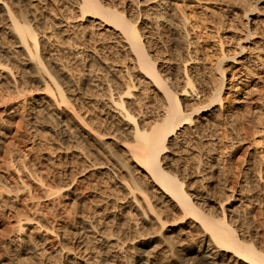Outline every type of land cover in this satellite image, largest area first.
<instances>
[{
	"label": "rangeland",
	"instance_id": "1",
	"mask_svg": "<svg viewBox=\"0 0 264 264\" xmlns=\"http://www.w3.org/2000/svg\"><path fill=\"white\" fill-rule=\"evenodd\" d=\"M102 1L110 6L114 3L116 5L114 6L117 8L122 6H126V8L129 7L127 9L126 18L132 25H136L139 35L142 37V40H144L146 52L150 58L152 57L151 60L156 62V66L163 67L164 69H162L166 72L169 71V73H167L171 75L169 76L171 77V85H175V87L182 86V84L179 86L177 83L181 81H179V79H182L184 75L187 76V78L189 77L192 83L189 88L193 89V92H204V94H202L204 96L200 98V100H203H199L198 102L206 104V101H209L210 95L213 93V84H215L214 82L217 81L218 77L217 62L222 59V57L232 58L233 56L236 58L237 63L230 58V60L228 62L226 61L222 66L226 71V83L222 95L223 104L226 106L228 103L232 102L233 113L235 112L234 115H236V117H233L232 122L224 115H220L216 118L218 122H214L210 119L208 124H204V126L201 127L198 138L196 137L197 135H188V137L186 134L185 138L178 136L177 140H179V142L176 141L178 143H173L169 146L170 151L164 155L165 161L163 163H165L164 168H166L169 173L176 176L179 180H181V178L186 180V190L193 194V196L195 195L194 197L196 198H193V200L197 203L198 207L200 206V210L204 211L209 217L220 220L222 217V208L226 217L225 222L228 226L233 228L238 239L245 245H253L257 251L264 255V0H206L204 2L190 0V2L180 3L177 8V13L183 14L188 24L186 37L189 39V42L186 44L188 46L185 45L187 49L182 43L175 42L173 31L176 25L174 21L168 18L169 9L165 4L159 6L156 15V13L149 12L147 8L152 0H109L108 3L107 0ZM144 1L147 3H144ZM159 1L161 0H153L152 2ZM0 3L1 5H5L7 10H9L21 24H29L34 30V33L45 38V42L40 43L39 57L44 64V68L48 72H50L51 69L50 75L53 76L56 73L54 72L56 67H58L60 69L62 68L63 71L65 70L64 72L68 74L69 81L71 80V85L67 86L62 85L64 83L60 81V87H62V90L64 89L63 91H66L64 92L66 98L70 99H68L70 104L67 107L69 113L67 112L66 115L65 113L62 114L61 111L59 112V110L55 108L56 103L57 106H62L58 103L56 94H54L55 92L51 94L53 95L51 96L53 100H49V104L47 103L48 99L40 101L41 96H43L44 87L32 80H28L26 77L27 74H25V76L23 75L24 73L20 70L21 67L19 66L20 64H25L26 56L24 53L20 52V49H17V45L14 42H10L11 40L4 34L3 30L6 21H4L5 17L1 16L0 47L13 54L12 58L15 62H10L9 64L8 61L2 58L1 61L5 66H10L11 69L8 68L9 71H11L14 76L16 74L15 77L18 81L21 80L19 89L20 91L23 90L24 94L16 96L12 94L10 89L7 91L8 89L4 88L7 86L6 83H8V81L6 83L4 81V73L2 78L0 77V83L2 84H0V93L3 92V95H1L2 93L0 94V96H3L0 99V116L2 115L5 117L6 114L12 115L15 122L13 127H16L15 125H17V122L22 121L23 123L21 122L20 124L22 132L21 140L25 141L27 144L35 145L36 148L38 145L39 149L41 147L40 150L38 148V150L36 149V153L38 151L40 152L32 155V157L34 156L33 158L30 157V160L32 159V162H34L32 163L29 161V166L26 165V170L29 168L27 172L33 170L30 172V175H32L34 179L39 175L37 179H40L42 176L46 179L53 170L51 173L56 171L55 174L58 173L59 177H61L60 181L73 180L74 184L71 188L76 189L79 193H76L78 199L75 204L70 203L68 206L62 204L63 207L61 206L60 208H58L59 206H55L57 209L48 205V210H46L52 221L50 223L53 224L55 228H59H57V231L53 234L54 238L57 237L58 241L65 243L64 245L68 248L72 247V251L70 248H66V250H69V254L67 253L69 256L66 255L65 260L57 261L58 259L53 257L45 260L41 259L40 256H24V253L20 256V260L19 257L15 259L14 256L15 254L17 255L18 252L16 253L14 251L20 249L18 246L16 247V245V248L14 247V244L10 241L11 239L9 240L11 234L8 233V236H4L5 239L3 237L0 241V263L209 264L203 255L205 241L202 243L203 238L201 234L195 231L197 228L195 227L192 217L183 216L182 213L178 211L175 212L176 210L171 208V206H169L168 210H163L165 206L159 198L161 197L160 190L158 191V189L154 187L150 179L147 181H143L144 179H142V183L140 182V184L144 192H147L146 195L148 198L152 199V204L155 205L163 215L157 218L156 216L153 217L144 207L141 211V208L138 210L140 207L138 203L140 202L143 204L141 200L142 194L136 191L137 204L135 202L133 203V199L131 198L132 184H129L131 182L128 180L127 174L124 173L128 172L122 170L120 166L121 163L119 162V159L123 155L121 154L122 150L120 146L117 145L119 144L118 140L126 139L122 131L123 128L116 125L119 127V130L122 129L120 132L117 130V133L119 132L121 134L123 132L121 136L117 135V127L114 126L115 121L113 122L110 116L108 117L109 119L107 118L110 122L108 120L105 121V117L103 118L99 115L101 107L97 106L95 100L100 98L102 94V96L106 98V93H108L102 90L103 84L112 88L110 91L113 96H116L124 93V86H128L130 80L134 82V84H137V88L140 81V91L145 94L148 91L146 96L147 100H150H148L149 102L145 100L146 102L143 103L144 105L146 103V105L149 103L151 104H149L151 107H145H149L148 109L153 111L156 105H158V94L154 93L155 91H152L153 88L149 85L147 86V83H144L146 80L140 77V79L138 78L136 74L138 71L133 65V57H131L132 55L128 52L127 48L124 47V42L106 31V29H108L107 27L104 29L96 27L90 29L88 18H85L81 22L80 18L76 19L78 15L75 10H72L69 0H0ZM130 3H133V5ZM240 4L245 6L244 13L242 12L243 8L242 10H237L236 8L237 6H241ZM32 14H35V19L32 18ZM166 18L168 21H166ZM248 20L250 21L249 24L247 23ZM82 26H85L87 29ZM250 32L253 36H248ZM242 38H244L243 41L245 42H241V44L246 47V50L244 55L239 58L236 53H239L238 41ZM243 59L245 61L244 65L241 64ZM6 62L8 64H6ZM124 69H127V71H124ZM135 71L137 72L135 73ZM127 72L128 74H125ZM90 73L92 74L90 75ZM56 75L57 74L53 77L56 78ZM125 75L127 78H125ZM22 77L23 79H19ZM25 77L27 79H25ZM130 77H134L137 81L135 82V79H131ZM92 79H94L93 84L91 82ZM175 80H178V82ZM241 82L243 84L245 82V84L243 85ZM3 83L5 86H3ZM142 83L146 86L145 89H149H143L145 86H141ZM233 85L237 86L232 87ZM72 86H74V88ZM1 87L6 89V91ZM98 87H101V89H98ZM109 87H107V90H109ZM178 87L175 89L178 90ZM237 87H239V90ZM7 88H10V84ZM50 88L52 92L55 90L53 86ZM100 90L102 92H100ZM132 91H134L133 93L135 95L138 94L137 90ZM149 91H152V94L149 93ZM95 96L98 97L95 98ZM150 96L154 97L151 98ZM103 97L101 98L103 99ZM37 101V104H40L39 106L41 107L36 104ZM23 102H25V104ZM202 103H199V106L204 105ZM23 104L27 108L24 107ZM93 105H95V108ZM42 107H44L43 111L41 110ZM46 108L53 110L51 112L49 110L51 114L48 112V116L46 115L48 114L46 113L48 111V109L45 110ZM214 109L215 108H212L211 112H213ZM31 110L34 112H41H39V114L31 112ZM36 114H39V116H37L40 118L35 117ZM102 115L105 116L103 113ZM52 116L53 118H50ZM101 117L103 119H101ZM74 118L83 121L87 125V129H91L92 131L94 129L95 131L93 132L98 135L99 133H101L100 135H103V133L107 136L109 135V137H106L107 139H105V137V140L102 139L105 143H108L106 145H108V148L110 147L109 149L113 151V147L115 151L108 153L110 151L106 148L107 153L102 154V152L94 146L95 144L91 142L90 138H88V142L82 139L79 134L74 131L73 125L71 124V120H74ZM33 119H36L35 121L39 122V124L36 122L34 123ZM37 119L39 121H37ZM96 119L100 122L102 121V124L104 120V125L101 127L102 124ZM29 122L33 123L30 124ZM111 122H113V124ZM97 123L98 125H96ZM105 124L109 125L107 126ZM70 127L72 128L70 129ZM108 129H112L113 131H109ZM67 136L68 138H66ZM114 137L118 140L114 139ZM193 137H196V139ZM67 139L70 142H68ZM187 139L189 141H187ZM78 144H80V147L83 146L82 149L84 151L81 148L79 149L77 146ZM40 145L44 146L42 147ZM70 146L73 147V149L70 148ZM75 146L78 148L75 149ZM79 150H81V152ZM112 153H115L114 155L117 156V158L120 156V158L115 161L117 158L113 159L114 155ZM10 156L12 161L9 168L11 167V169H14L18 166L17 164L20 163V165H22V162L19 161L22 159H18L16 156L15 158L13 154H10ZM123 158L124 157L121 159ZM126 159L125 157L122 162H126V165L128 164L127 166H130L131 171L135 170L134 166L132 167L133 163L128 159L125 161ZM18 161L20 163H18ZM39 162L42 164L40 165ZM43 164L46 165L44 166L45 171L51 167V171L48 170V174L44 173ZM93 165L96 166L93 167ZM2 169L0 168V175L6 174V170L4 171V169ZM122 173H124V178L121 176ZM132 173L135 174V176L137 175L136 178H143L144 175L140 170L132 171ZM50 178L45 180L42 177V181L45 180V184L44 182L43 184L45 186L46 184H51L49 187L52 188L48 189L55 191L57 189V187H55L57 184H54L55 182L52 183V179ZM125 178L129 183L127 182L126 184ZM26 205L27 211L25 210L26 213L24 212L22 218L24 217V219L36 222L34 220L35 218L38 219L41 215L40 211L35 206H32L31 202H27ZM143 209L148 212L147 217L146 214L144 217V213L147 212ZM37 210L39 213H37ZM1 211L0 203V218H2L0 222V235L3 236L4 228L5 230L8 228V219L2 216L3 214ZM25 216L27 218H25ZM48 216L47 218L49 219ZM151 219L153 220L151 221ZM46 238L43 229L42 232L35 231V233L33 232L30 236L31 243H33V247H35L37 251L41 250V248L46 245L44 243ZM2 249H6V251ZM231 255L232 254H228V256L224 258V260L219 261L218 264H242V261ZM36 258L39 260L36 261Z\"/></svg>",
	"mask_w": 264,
	"mask_h": 264
},
{
	"label": "bare ground",
	"instance_id": "2",
	"mask_svg": "<svg viewBox=\"0 0 264 264\" xmlns=\"http://www.w3.org/2000/svg\"><path fill=\"white\" fill-rule=\"evenodd\" d=\"M69 1H70V6L72 7V10H75L77 15H78L76 17V19L77 18L81 19L80 22L83 21L85 18H88L89 19L88 25H89L90 29L91 28L93 29L95 27L100 28V29L101 28L104 29L107 27L108 29H106V31H108L110 34L114 35L120 41L124 42L125 46L124 45L123 46L127 48L128 52L132 55L131 57H133V61H134L133 65H134V68L137 69V71H138V72L135 71V73L137 72L136 74L138 75V78L140 77V78L146 80L145 82L144 81L143 82L145 84L147 83L146 84L147 86L149 85L151 88H153V90L152 89L151 90L155 91L154 93L158 94V96H159L158 105H156L155 110L152 111V110L148 109L149 107H151V106H149L150 103L148 105H146L147 103L145 105L143 103V102H146L145 100H147L146 94L148 91L146 92V94L143 93L142 91H140V89H141V88H139L140 81L138 84V88H139L138 89L136 86L137 84L136 83L134 84V82H131V80H130L129 85L124 86V88H125L123 91L124 93L120 94V92H119L120 95H116V96L114 95L113 96L112 92L110 91V90H112V88L103 84L102 90L108 92V93L105 92L106 98H105V96L104 97L102 96L103 94L100 95L101 97H103V99L99 96V94H98V96L101 99L98 98L95 100L93 98L95 100V103H97V106L101 107V110H99V111H101L103 114H105V116H103L102 113L100 112L99 115H101L103 118L105 117L104 118L105 121L108 120L109 119L108 117L110 116V118L113 120V122L114 121L116 122V124L114 122L115 127H117L116 125H119V126H121V128H123V130L122 129L119 130V127H117L118 129L116 128V133H117V130H119V132L122 130L124 132V136L126 137V139L118 140L117 138H115L116 135L114 137V139L119 141V144H117V143L116 144L119 145L121 150H122L121 154L123 155L122 157H124L123 159H125V157H126L130 162L133 163L132 167L134 166L136 171L140 170L142 173H144L143 178H141V177L136 178L137 175L135 176V174L132 173V171L134 172L135 170L131 171L130 166L128 167L127 166L128 164L126 165V162L125 163L122 162V161H124L123 159H121L122 157L121 158H120V156L118 157V158H120L119 162L121 164L119 162L118 163L122 167L123 171L125 170L128 172V173H126V172H124V173L127 174L126 176L129 178L128 180L131 183H129L126 178H125L126 181L125 180L124 181L126 182V184H127V182L130 185L132 184V188H131L132 197L131 198L133 199L132 200L133 203L135 202L137 204V200H136L137 197L135 195V192L139 191L142 194V197H141L142 199L141 198L140 199L142 200L143 204H141L140 202H139L140 204L138 203V206H140L138 208V210L141 208L140 209V211H141L142 208L144 207L145 209H147L150 212V214L153 217L156 216L157 218H159V216L163 215L157 209V207L152 204V202H151L152 199L148 198V196L146 195L147 192L146 191H145L146 193L144 192V190L140 184V182L142 183V179H144L143 181H147L150 179V181L154 184V187H156L158 189V191L160 190L161 197H159V198L162 200V203L165 206V209L163 208V210L166 211V210H168L169 206H171V208H174V210H176L175 212L178 211V212L182 213L183 216L186 215V216L192 217V220L195 223V227L197 228V230H195V231H198L201 234V236L203 238L202 243H203V241H205V244H204L205 246L203 248V255H204V258L207 260V263L218 264V262L224 260V258H226L228 256V254H232L231 256L242 261V264H264V255L262 253H260L259 251H257L253 245L243 244L238 239L233 228H231L230 226L227 225V223L225 222L226 217H225L223 209L221 208V210H222L221 216L222 217L220 220H215L212 217H209L208 215H206V213H204V211L200 210V208H199L200 206L198 207L197 203L193 200V198H196V197H194L195 195L193 196V194L189 193L188 190H186L187 189V186H185L186 180L182 179V178H181V180H179L176 176L169 173L166 170V168H164L165 163H163L165 161L164 155L170 151L169 146L172 145L173 143L179 142V140H177L178 136L185 138L186 137L185 135L187 134V136L188 135L189 136L190 135H195V136L197 135L196 137L198 138L200 135L199 132H200L201 127L204 126V124H208L209 123L208 121L210 119L213 120L214 122H218L216 118L220 115H224L227 119L230 120V122H232L233 117L234 116L236 117V115H234L235 112L233 113V106H232L233 103L232 102L228 103L225 106L223 104V98H222V95H223L224 89H225V83H226V81H225L226 71L224 68H222V66L226 61L228 62L231 57L230 58L222 57V59H220L216 64L217 65V71H218V73H217L218 77H217V81L214 82L215 84H213L214 85L213 93H212V95H210L211 97L209 96L210 97V99L208 98L209 101L208 100L206 101L208 104L206 102H205L206 104H204L202 102H198L200 100V98H202L204 96V95H202V94H204V92H202V93H201V91L200 92H193V89L189 88V86L192 84L191 81L189 80V77L187 78V76H185V75L183 77L181 76L182 79L180 78L179 81L180 80L181 81L177 84L179 86H180V84H182L183 87L182 86H180V87L176 86L175 87V85L174 86L171 85V82H170L171 77H169L171 75L168 74L169 71H167L168 72L167 73L165 70H163L164 69L163 67L156 66V64H155L156 62H154V60L153 61L151 60L152 57L150 58V56L147 54L146 48L144 45V40H142V37L139 35V32H138L136 25H132V23H130L128 21V19L126 18L127 9L129 7L126 8V6L123 7L121 5L122 7L117 8V7H115L116 5L114 3L112 6H110L109 4L107 5L106 3H103L102 0H69ZM108 1L109 0H107V3H108ZM188 1L190 2V0H161L159 2H154V3L150 2V4L148 3L149 5L147 7L148 11L152 12L154 14L156 13V11L158 12V8L160 5L165 4L168 7V9H169L168 18L170 20L174 21V23L176 25V28L173 31V36L175 38V42H178V43L180 42V44L182 43L183 46H185L189 42V39L186 37V30L188 29V24L186 22L187 19L185 18V16H183V14L181 15V14L177 13V8L179 7L180 3L183 4V3H186ZM198 1L204 2L206 0H198ZM144 3H147V2L144 1ZM130 4L133 5V3H130ZM240 5L241 6H237V7L235 6V7L237 8V10L238 9L242 10V8H243L242 12L244 13L245 6L242 4H240ZM251 12H253V11H251ZM156 15H157V13H156ZM1 16H4L5 17L4 21H6V23L4 25L5 28L3 30L4 34L6 35L7 38H9L11 40L10 42H14L17 45V49H20V52L24 53L26 56V59H25L26 61L24 60L25 64H23V65L20 64V66H19V67H21V69L20 68L19 69L22 70L24 74L22 72L21 73L24 76H25V74H27L26 77L28 78V80H32L35 83H38L42 87H44L43 88V94H42L43 96H41L40 101H43L44 99L45 100L48 99L47 103L49 104V100L50 101L53 100L51 98V96H53V95H51V94L55 92L54 94H56L58 103L60 105H62L61 107H59V106H57V103H56L55 108H57L59 110V112L61 111L62 114L65 113V115H66L67 112L69 113V111L67 110V107L70 104V101H69L70 99L68 98L69 99L68 100L66 98V95L64 93L66 91H63L64 89L62 90V87H60V85H61L60 81L62 83H64L62 85L67 86V85H71L70 84L71 80L69 81L68 74H66L64 72L65 70L63 71L62 68L60 69V68L56 67V69L54 71V72H56L55 74H57L56 78H54L55 74L53 75L54 77L50 75L51 69H50V72H48L44 68V64H43L41 58L39 57V47H40L41 42H45V40H44L45 38L40 37L39 35L34 33V30L30 27L29 24H28L29 26L27 24H25V25L21 24L11 14V12L9 10H7L6 6L1 5V3H0V17ZM165 17H167V16H165ZM32 18L33 19L36 18L35 14L32 16ZM149 18H151V17H149ZM158 18H159V16H158ZM166 21H168V19ZM77 22H79V21H77ZM155 22H156V20H155ZM247 23L249 24L250 21L248 20ZM82 27H85V26H82ZM85 28H83V29H85ZM150 28H152V27H150ZM88 32H89V30H88ZM248 36H253V35H251V32H250L248 34ZM243 39L244 38L239 39V41H238L239 42V44H238V49H239L238 52L239 53H236V54L238 55L239 58L244 55L245 50H246L245 49L246 47L241 44V42H245V41H243ZM186 46H188V45H186ZM186 49H187V47H186ZM49 52H51V51H49ZM128 52H126V53H128ZM240 54H242V55H240ZM12 57H13V54L7 52L2 47H0V68H1L0 69L1 70L0 77L2 78V75L5 73L6 78L4 75V81H5V83L8 81V83H6L7 86L4 88L8 89L7 91H9V89H10V91H12L13 95L15 94L16 96H19L20 94H24L23 93L24 91L23 90L20 91V89H19L20 88L19 83L21 82V80L18 81V79L15 77L16 74L14 76V74L11 73V71H9L8 68H10V66H8V65L5 66L4 63H2V61H1V58H2L4 60L8 61L9 64H10V62L13 63V62H15V60ZM231 60L236 62V58L233 56H232ZM186 62H187V60H186ZM244 62L245 61L243 59L241 61V64L244 65ZM6 64H8V63L6 62ZM127 69L126 70L124 69V71H127ZM247 69H245V70H247ZM133 71H134V69H133ZM242 71H243V69H242ZM128 72L125 74H128ZM248 73H250V72H248ZM91 74L92 73H90V75ZM129 75H130V73H129ZM26 77H25V79H27ZM125 78H127L126 75H125ZM130 78L135 79L134 77H130ZM19 79H23V77L19 78ZM86 79H87V77H86ZM58 80H59V82H58ZM93 80L94 79H92V81H91L92 84H93ZM243 80H244V78H243ZM23 81H25V80H23ZM136 81L137 80L135 79V82ZM175 81L178 82V80H175ZM240 81H242V80H240ZM9 84H10V88H7ZM87 84H88V82H87ZM244 84H245V82H244ZM237 85H233L232 87H236ZM3 86H5V84ZM52 86L55 88V90H53V92H52V89L50 88ZM141 86H145V85H143V83H142ZM172 86H173V88H172ZM72 87L74 88V86H72ZM107 87H109V90H107L108 89ZM174 87L175 88L178 87V90L175 89ZM1 88L3 89V87H1ZM145 88H146V86L143 89H145ZM6 89H3V90L6 91ZM95 89H97V88H95ZM98 89H101V87L100 88L98 87ZM121 89H122V87H121ZM148 89H145V90H148ZM237 89L239 90V87H237ZM132 90H137L138 94L135 95L133 93L134 91H132ZM100 92H102V91L100 90ZM121 92H122V90H121ZM151 92L149 91V93H151ZM1 93L0 94L3 95V92H1ZM9 93H11V92H9ZM233 93H235V92H233ZM231 95H232V92H231ZM98 96H95V98H97ZM154 96H152V97H154ZM2 97L3 96H0V99ZM148 97H149V95H148ZM155 99H156V96H155ZM201 100H203V99H201ZM232 100H234V99H232ZM23 103L25 104V102H23ZM37 103H38V101L36 102V104ZM199 103H202L204 105L199 106ZM154 105H153V107H154ZM45 106H47V105H45ZM94 106L95 105H93V107ZM145 106L146 107L149 106V107L146 108ZM17 107H19V106H17ZM24 107H26V106L24 105ZM39 107H41V106H39ZM39 107H37V108H39ZM53 107H54V105H53ZM32 108H34V107H32ZM212 108H215L213 112H211ZM21 109H22V107H21ZM43 109H44V107L41 108L42 111H43ZM47 109L48 108H46L45 110H47ZM36 110H38V109H36ZM45 110H44V114H45ZM49 110L50 109H48V111L46 113H48ZM51 111H53V110L51 109L50 112ZM31 112H34V111L31 110ZM39 112H41V111H39ZM39 112H34V113H39ZM49 113L46 115L48 116ZM39 114H36L35 117H38ZM58 115H59V113H58ZM102 117H101V119H103ZM38 118H40V117H38ZM42 118H43V116H42ZM50 118H53V116ZM35 120H34V123L36 122ZM96 120H98V119H96ZM104 120H103V124H102V121L100 122L98 120L102 124L101 127L104 125V122H105ZM229 120H228V122H229ZM17 121H19V120H17ZM37 121H39V120L37 119ZM71 121H72L71 124L73 125L74 131H76L82 139H84L88 142V140H89L88 138H90L91 142L93 144H95L94 146L97 147L98 150L102 152V154L107 153L106 148H108V145H106V144H108V143H105L104 140L107 139L106 137H109V135L107 136L104 133H103V135H100L101 133H99V135H98L97 133H94L93 132V131H95L94 129H93V131L91 129H87L86 128L87 125L83 121H81V120L79 121V119H77V118H74V120H71ZM13 122H14V118L10 114H6L5 117H3L2 115L0 116V168L1 169L3 168L4 171L6 170V174L0 175V191H2V192H0V199H1L0 203H1V209H2L1 212L3 214L2 216L6 217L8 219V226H7L8 228L6 230L4 228V233H3L4 235L3 234H2L3 236L0 235L1 236L0 241L3 239L4 236L5 237L8 236L7 235L8 233L11 234V238L8 237L9 240L11 239L10 241L14 244V247L16 245V247L18 246V248L20 249L18 251H14L16 253L18 252L17 255L15 254L16 257L14 256L15 259L19 257V260H20V256L24 253V256L25 255H29L30 257H35V256L39 257L40 256L41 259H45V260L46 259L48 260V258L50 259V257L58 259L57 261L65 260L66 255L69 254V252H68L69 250H66V248L69 249L70 247L68 248L66 245H64L65 243L58 241L57 237L54 238L53 234H55V232L57 231L56 229L58 227L55 228L53 226V224L50 223L52 221H51V218L48 216L46 210H48L47 209L48 205H51L53 207L59 206L58 208H60L61 206L63 207L64 204L67 206L70 205V203L75 204V202L78 199L77 195H76V193H78V191L74 188H71L72 185L74 184L73 180L72 181L71 180L70 181H68V180L67 181L66 180L60 181L61 177H59L58 173L57 174H58L59 178L57 177V174H55L56 171L54 173H51L53 171V170L52 171L50 170L51 167H50V169H48L49 171H51L50 176L48 175L46 177V179L44 178V176H42V175L41 176L45 180H47V178L51 177L50 179H52L51 180L52 183L55 182L54 184H57L56 186L54 185L55 187H57V189L55 188L56 189L55 191L48 189V188H52V187H49L51 185L50 183H49L50 185H47V184H46V186L44 185L45 180L42 181L43 180L42 177H40L41 180L37 179V177L39 178L40 175L34 179L33 176L30 175L31 174L30 172H32L33 170H31L30 172H27V170H29V168L26 170V165L29 166L28 165L29 161L32 162V159L30 160V157H32V155H34L36 153V149L39 147V145L36 148L35 145H33V144L30 145V144H27L25 141H22L21 140L22 139V137H21L22 132H21V126H20L22 121L17 122L16 123L17 125H15L16 127H13L14 126L13 124H15V122L14 123ZM93 122H94V120H93ZM113 122H111V123L113 124ZM29 123L32 124L33 122L32 123L29 122ZM36 123L39 124V122H36ZM202 123H203V125H202ZM229 123H228V125L230 126ZM220 124H221V122H220ZM232 124H234V123H232ZM96 125H98V123ZM105 125H107V124H105ZM69 126H71V125H69ZM71 128L72 127H70V129ZM98 129H100V128H98ZM108 130L111 131L112 129H108ZM96 131H98V130H96ZM119 132L117 133V135L121 136V134L123 132L121 134ZM53 133H55V132H53ZM104 137H105V139H104ZM196 137H193V138L196 139ZM66 138H68V136ZM190 138H192V137H190ZM190 138H189V140H190ZM185 140H184V142H185ZM189 140L187 139V141H189ZM176 141H178V142H176ZM68 142H70V141L68 140ZM87 142H86V145H87ZM38 144H40V143H38ZM79 145L80 144L77 145L79 147V149L80 148L82 149L83 146L80 147ZM40 146H42V145H40ZM70 148L73 149V147H71V146H70ZM74 148L77 149L76 146ZM40 149H41V147H40ZM112 149H113V151L111 149H109L110 152H108V153H111V151L112 152L115 151L113 147H112ZM79 151L81 152V150H79ZM38 152H40V151H38ZM10 154H13L14 157L16 156L18 159H22V160H19L20 162H22V165H20L21 163L18 161V163H20V164H17L15 162L18 166H16L14 169L13 168L11 169V167L9 168L10 163L12 161L11 160L12 155L10 156ZM112 154L114 155L115 153H112ZM116 154H117V152H116ZM114 156H113V159L117 158V156H115V157ZM110 157H112V156H110ZM118 158L115 161H117ZM127 159L125 161H127ZM167 159H168V157H167ZM36 162H37V160H36ZM39 164H40V162H39ZM44 166H46V165H44V164L42 165L43 169L45 168ZM95 166L96 165H93V167H95ZM33 167H35V166H33ZM47 168H49V167H47ZM48 170H46L47 172L45 171V169H44L45 172L43 170L42 171L44 173L48 174L49 173ZM124 173L121 174L122 178L125 177L123 175ZM35 175H36V173H35ZM120 180H122V179H120ZM43 182H44V184H43ZM27 202L28 203L31 202L32 206H35L41 213V215H40L41 217L38 214H36L40 217V218L38 217V219L35 218L34 221H36V222L30 221L28 219H24V217L22 218V216H24V212L26 210ZM71 206H73V205H71ZM35 207H33V208H35ZM162 207H163V205H162ZM166 207H167V209H166ZM55 209H57V208L55 207ZM145 209H143V210H145ZM39 211L37 213H39ZM208 213H210V212H208ZM42 214H43V216H42ZM145 214L147 217L148 212L144 213V217H145ZM47 216L49 217V219L47 218ZM35 217H37V216H35ZM25 218H27V217L25 216ZM1 219L2 218H0V222H1ZM30 219H33V218H30ZM152 220L153 219H151V221ZM154 222H155V218H154ZM42 229L44 230L46 237H47L44 241V243L46 245L43 244L44 246L41 248V250L37 251L36 248L33 247V243H31L32 241L30 239V236L33 232L35 233V231L36 232L37 231L42 232ZM199 233H198V235H199ZM183 234H184V232H183ZM5 237H4V239H5ZM99 240H100V238H99ZM4 242H6V241H4ZM2 246H4V245H2ZM9 246H10V244H9ZM3 251H6V249ZM71 251H72V249H71ZM203 255H202V257H203ZM11 258H12V256H11ZM14 258H13V260H14ZM37 260H39V259L36 258V261ZM38 264H40V263H38Z\"/></svg>",
	"mask_w": 264,
	"mask_h": 264
}]
</instances>
